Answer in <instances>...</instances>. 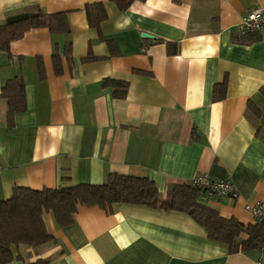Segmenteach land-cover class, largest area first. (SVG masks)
I'll list each match as a JSON object with an SVG mask.
<instances>
[{"label": "crops", "instance_id": "1", "mask_svg": "<svg viewBox=\"0 0 264 264\" xmlns=\"http://www.w3.org/2000/svg\"><path fill=\"white\" fill-rule=\"evenodd\" d=\"M98 2L106 18L94 28L85 7ZM256 6L264 0H132L124 10L110 0H0V24L40 11L65 13L69 26L30 29L0 51V88L14 76L25 85V108L10 122L0 97V199L15 186L99 185L113 172L147 177L162 192L200 172L238 193L208 206L256 223L245 204L264 205V29L236 30ZM67 43L71 58L56 74L52 57ZM106 79L125 81L124 97ZM43 221L53 241L22 247L26 262L264 264V247L231 252L176 210L79 204L66 226L50 212Z\"/></svg>", "mask_w": 264, "mask_h": 264}, {"label": "trees", "instance_id": "2", "mask_svg": "<svg viewBox=\"0 0 264 264\" xmlns=\"http://www.w3.org/2000/svg\"><path fill=\"white\" fill-rule=\"evenodd\" d=\"M110 1L120 10H124L132 0ZM85 12L89 25L94 28H98L99 23L106 18L104 7L99 2L86 5ZM40 27L51 32H69L63 12L46 14L40 11H25L8 17L0 24V51H7L10 44L22 38L28 30ZM174 47L169 44V52L171 48L175 51ZM70 50V43H67L63 57L53 55L54 73L62 72L60 61L63 58L70 60ZM89 58L88 54L82 59ZM106 83L112 86L115 97H124L127 89L125 81L106 79ZM24 86L23 79L14 76L6 80L0 88L8 122L13 114L25 108ZM224 93L225 81L215 84L214 98L220 99ZM214 197L216 196L191 183L168 184L164 191L160 192L155 183L147 177L116 172L109 173L105 182L99 185L77 184L40 190L15 186L7 199H0V264H8L13 260L21 264H48V260L40 258L26 262L19 250L22 247H37L53 241V236L46 230L43 221L45 212L52 214L57 225L66 226L71 223L72 215L79 204L96 205L108 213L119 203L181 211L201 225L209 238L225 243L231 252L264 247V220L243 224L234 217H222L216 209L205 203L206 199Z\"/></svg>", "mask_w": 264, "mask_h": 264}, {"label": "built area", "instance_id": "3", "mask_svg": "<svg viewBox=\"0 0 264 264\" xmlns=\"http://www.w3.org/2000/svg\"><path fill=\"white\" fill-rule=\"evenodd\" d=\"M264 29V10L256 6L244 13L236 27L239 34H252ZM1 169V164H0ZM191 185L205 189L216 197L236 199L238 196L234 185L227 179L213 178L207 173H196ZM245 209L257 220H264V205L260 202L245 204Z\"/></svg>", "mask_w": 264, "mask_h": 264}, {"label": "water", "instance_id": "4", "mask_svg": "<svg viewBox=\"0 0 264 264\" xmlns=\"http://www.w3.org/2000/svg\"><path fill=\"white\" fill-rule=\"evenodd\" d=\"M142 36L151 37L152 38V36L150 34H146V33H143Z\"/></svg>", "mask_w": 264, "mask_h": 264}]
</instances>
